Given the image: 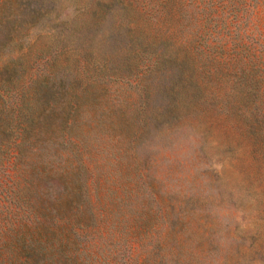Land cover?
<instances>
[{
	"label": "rangeland",
	"instance_id": "374dc122",
	"mask_svg": "<svg viewBox=\"0 0 264 264\" xmlns=\"http://www.w3.org/2000/svg\"><path fill=\"white\" fill-rule=\"evenodd\" d=\"M219 1L213 0V9L227 18L225 30L217 26L220 21L208 26L202 20L185 27L184 35L207 39L206 54L220 65L234 64L235 51L242 52L263 124L251 125L236 113L189 112L170 138L147 142L138 157L115 146L103 131L79 127L71 137H79L81 149L68 150L55 164L47 154L33 158L34 184L13 159L6 171L0 168V261L5 244L11 251L25 239L44 251L33 264H76L74 259L122 264L130 250L143 253L139 264H264V4L248 10L237 41L233 14L224 8L230 1ZM132 14L139 30L153 31L142 11ZM165 26L159 25L163 31ZM48 47L41 37L27 52L19 85L34 77L30 65L42 62ZM201 80L207 92L235 89L233 79L215 88ZM14 94L21 113L26 100L21 89ZM231 100L250 113L249 97L240 102L231 95ZM50 117L46 113V122ZM51 129L49 121L44 134ZM43 167L64 174L66 181L43 179ZM157 239L161 256L143 252L158 245Z\"/></svg>",
	"mask_w": 264,
	"mask_h": 264
},
{
	"label": "trees",
	"instance_id": "16d2710c",
	"mask_svg": "<svg viewBox=\"0 0 264 264\" xmlns=\"http://www.w3.org/2000/svg\"><path fill=\"white\" fill-rule=\"evenodd\" d=\"M229 1L224 8L231 10L236 40L242 41L244 17L264 0ZM214 6L213 0H0V168L6 171V163L14 159L34 184L33 158L47 154L55 164L68 150L81 149L79 137H71L79 127L103 131L115 146L138 157L147 142L170 138L189 112L236 113L261 126L257 87L247 81L242 52L235 51L234 64L220 65L206 54L211 48L207 39L184 35L185 27L202 20L208 26L220 21L217 26L225 30L227 18L217 17ZM135 9L153 31L139 30L132 18ZM41 37L49 40L47 53L42 62L30 65L36 69L34 77L19 85L27 71L25 56ZM201 78L214 88L233 79L235 89L223 95L207 92ZM19 89L26 100L21 113L12 100ZM231 95L240 102L250 98V115L241 103L233 104ZM46 113L52 115L49 134L43 132ZM41 175L67 179L44 167ZM157 241L143 252L161 256ZM9 249L6 244L2 248L0 263L33 264L44 255L43 248L25 239ZM142 254L130 250L122 264H139Z\"/></svg>",
	"mask_w": 264,
	"mask_h": 264
}]
</instances>
